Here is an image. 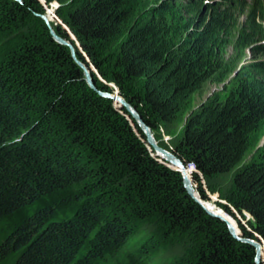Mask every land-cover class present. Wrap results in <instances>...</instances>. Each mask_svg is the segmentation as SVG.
I'll return each instance as SVG.
<instances>
[{
  "label": "trees",
  "instance_id": "1",
  "mask_svg": "<svg viewBox=\"0 0 264 264\" xmlns=\"http://www.w3.org/2000/svg\"><path fill=\"white\" fill-rule=\"evenodd\" d=\"M43 1L58 4L82 52L53 29L94 88L50 36L38 0H0V45L11 43L0 53V223L27 217L5 225L0 264H95L132 234L141 260L151 247L163 250V264H255V249L188 195L182 174L153 157L137 122L101 93H114L102 80L114 85L155 136L169 133L204 84L220 85L165 148L194 164L210 193L249 214L250 230L239 222L237 233L263 243L264 145L241 163L264 123V62L241 60L264 50V0ZM236 11L244 15L238 27ZM57 190L73 192L77 211L48 204Z\"/></svg>",
  "mask_w": 264,
  "mask_h": 264
},
{
  "label": "rangeland",
  "instance_id": "2",
  "mask_svg": "<svg viewBox=\"0 0 264 264\" xmlns=\"http://www.w3.org/2000/svg\"><path fill=\"white\" fill-rule=\"evenodd\" d=\"M183 1L184 2H191V0H183ZM201 1L204 4H217V5L220 4L221 5V0H201ZM57 6H58V4L56 2H52L49 6H47L45 4V7L43 6L45 9V13L42 15H44L48 18L49 25L52 29L54 28V26H60L61 28L66 30V32L68 33V35L70 37L69 29L58 19V17L55 14V10H56ZM239 12L240 11L235 12V17L237 18V27L240 26L244 20V15L239 14ZM9 47H11L10 42H6V43L1 44L0 45V53H2L5 49H7ZM76 47L78 50H80V52H82L81 48L78 45ZM232 54H233V49L230 46L227 50V56L229 57ZM261 62H264V50L258 51L256 49L246 50L245 55L243 56V58L241 60L242 64H249V65L250 64L254 65L256 63L260 64ZM89 68H90V70L92 69L91 70L92 72L95 69L92 65ZM93 73L95 74V72H93ZM95 76L97 78H99V75L95 74ZM110 87H112V86H110ZM220 87H221L220 85H216V84H213L210 82L204 84L200 91L194 93L190 97L188 103L186 104L184 115L182 117H180L178 119V121L170 128L168 134L165 133L162 129H158L157 131H155V136L152 133V135L156 141V144L160 148L167 150L165 148V146L168 144L169 140L173 139V138H178L179 135L181 134V131L183 129V126L185 124V120H186L188 114L194 108H196L198 105H200L202 102L206 101L207 98L212 93H214L216 89H218ZM113 94H115V89H114ZM114 106H115V108H118V105L115 103V101H114ZM263 145H264V123L261 124V126L259 127L257 132L254 134V136L252 138L251 146H250L248 152L246 153L241 164H243V162H245L246 160L252 158L254 156V154L256 153V151ZM158 157H160V159L164 160L163 158H161V156H158ZM186 167H189V165ZM195 173H196L195 171H192L190 176H192V184L195 187L194 193H196V196L198 195L197 199L202 203V205L201 204L200 205L204 209L205 208L207 209L208 207L205 204H208V205H210L209 207H212L215 210H219L220 214L227 216L228 218H230L231 220H233L236 223V225L238 226V230H239V224H238L239 222L246 229L250 230L249 225H248V221L252 220L251 216L247 213H244L245 218L241 217L239 215V213H237L234 210V207H232V205L227 201L226 198H220L218 194L210 193L207 190V188L205 187V183L202 179V176L199 175L200 179H201V184H202V188L204 190V193L206 196H208V200L202 199V197L200 196L198 184L196 183V181L193 178V175ZM196 174H198V173H196ZM194 193H193V195H194ZM196 196L194 195V197H196ZM74 201H75V196H73V192H71V190L70 191L69 190H57V191H55L54 196L49 198L48 204L54 203L53 206L55 208H58V209L64 211V212H62V214H63L66 211H70V212L77 211V210H75V207L72 206ZM46 204H47V202H46ZM222 205L230 208L233 211L236 218L233 217L231 214H229L224 208H222ZM208 210L211 212L213 211L212 209H209V208H208ZM216 212H218V211H216ZM13 217L6 218L2 223H0V234L3 233V231H4L3 229H5L6 226L9 228H12V227L17 228V226L19 224L27 221V217L24 213H19L14 218ZM2 224H4V225H2ZM3 226H4V228H2ZM240 232H241V230H240ZM128 238L129 239L127 240L126 245L119 252L116 251V252H113L111 254H107L105 258L98 260V262H96L95 264H163V263H161V260H160V258L163 255V250L159 251V250H156V249H153L150 247L147 249L149 255L147 257H144L141 260V258L143 257L141 254L142 249L140 247V245L142 243L141 238H138V236H136L135 234H132Z\"/></svg>",
  "mask_w": 264,
  "mask_h": 264
},
{
  "label": "water",
  "instance_id": "3",
  "mask_svg": "<svg viewBox=\"0 0 264 264\" xmlns=\"http://www.w3.org/2000/svg\"><path fill=\"white\" fill-rule=\"evenodd\" d=\"M14 1H18L19 0H14ZM44 7H45V3L43 0H38ZM58 7V6H57ZM39 17L44 21V24L48 27L49 29V33L50 36L52 37V39L59 45H63L69 48L70 53H71V57L74 60V62L82 69L83 73H84V77H85V81L86 83L91 87L94 88L93 86V82H92V78H91V73L90 71L87 69V67L80 62L77 57H76V51L73 47V45L69 42L66 41L65 39L59 37L54 30L50 27L49 25V21L48 18L44 15H39ZM70 33V38L71 40H73L75 42V45L79 46V44L77 43V41L75 40L74 36L72 35V33L69 31ZM80 47V46H79ZM80 51V50H79ZM92 70V69H91ZM96 75H99L96 70L94 69V71ZM100 79V76H99ZM103 83H105L104 81H102ZM108 86H112L115 89V94H109V93H101V95L105 98L108 99H113L115 101V103L119 104V108H125V110L131 115V117L137 122L138 126L140 127V129L143 131L145 137H146V142H147V147L149 149V151L153 150L155 152V154H152L153 157H158L161 156V158L165 159V160H160L158 159V161L162 164H164L165 166L179 171L182 176H183V180H184V185L185 188L187 190L188 195L194 199L195 201H197L199 204L202 205V203L196 198L194 197L193 193L195 190V187L192 184V180H190L188 177H186L184 175V172L181 169H188V167H186L184 165V163L173 153H171L170 151H167L165 149L160 148L157 144L156 141L152 135L151 129L144 123V121L142 120V118L140 117V115L137 113V111L134 109V107H132L128 102H126L124 100V98H122L117 90V88L112 85V84H108L105 83ZM167 163H165V162ZM210 197V196H209ZM205 210L212 216H215L219 219H221L222 221H224L229 229V231L231 232V234L237 238L239 241L247 243L249 245H251L254 249H255V264H264V242L260 243L257 240L254 239H250V238H245L242 237V233H240V235H238L236 232H234V229H232V226L230 225V223L228 221H226L223 217H221L220 215H217L216 213H212L211 211H209L208 209L205 208ZM257 237V236H256ZM263 247V260L261 259L262 256V252H261V248Z\"/></svg>",
  "mask_w": 264,
  "mask_h": 264
},
{
  "label": "bare ground",
  "instance_id": "4",
  "mask_svg": "<svg viewBox=\"0 0 264 264\" xmlns=\"http://www.w3.org/2000/svg\"><path fill=\"white\" fill-rule=\"evenodd\" d=\"M165 160V159H164ZM188 169H190L191 171H193L192 170V168L191 167H189ZM183 172H184V175L186 176V177H188V175H187V169H181ZM190 180H191V177H188ZM194 195H195V193H194ZM196 196V195H195ZM197 198V197H196ZM208 209V208H207ZM213 213H216L217 215H220L221 217H223L226 221H228L229 223H230V225L232 226V229H234V232H236L237 233V229H238V227H237V225H236V223L233 221V220H231L230 218H228L227 216H224V215H222V214H220L219 212H216V211H212ZM238 234V233H237ZM239 235V234H238Z\"/></svg>",
  "mask_w": 264,
  "mask_h": 264
},
{
  "label": "built area",
  "instance_id": "5",
  "mask_svg": "<svg viewBox=\"0 0 264 264\" xmlns=\"http://www.w3.org/2000/svg\"><path fill=\"white\" fill-rule=\"evenodd\" d=\"M187 166H188V165H187ZM189 167H191L193 171H195L196 173H198V174L200 175V173L196 170L194 164H189ZM189 167H188V168H189Z\"/></svg>",
  "mask_w": 264,
  "mask_h": 264
}]
</instances>
